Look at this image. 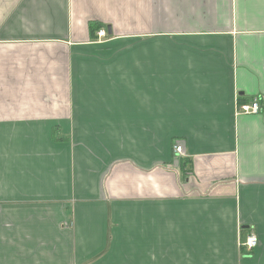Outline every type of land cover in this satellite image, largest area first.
<instances>
[{
  "label": "crops",
  "instance_id": "crops-1",
  "mask_svg": "<svg viewBox=\"0 0 264 264\" xmlns=\"http://www.w3.org/2000/svg\"><path fill=\"white\" fill-rule=\"evenodd\" d=\"M0 264H264V0H0Z\"/></svg>",
  "mask_w": 264,
  "mask_h": 264
},
{
  "label": "built area",
  "instance_id": "built-area-1",
  "mask_svg": "<svg viewBox=\"0 0 264 264\" xmlns=\"http://www.w3.org/2000/svg\"><path fill=\"white\" fill-rule=\"evenodd\" d=\"M103 31H98V35H101ZM260 110V104L257 99L252 100L249 103H238L236 104V113H257ZM182 144L177 142L174 145V152L181 153ZM257 243V237L254 234H249L246 236L245 240L241 242V246L244 247L245 251H250L253 247H255Z\"/></svg>",
  "mask_w": 264,
  "mask_h": 264
},
{
  "label": "water",
  "instance_id": "water-1",
  "mask_svg": "<svg viewBox=\"0 0 264 264\" xmlns=\"http://www.w3.org/2000/svg\"><path fill=\"white\" fill-rule=\"evenodd\" d=\"M107 32L110 33V27L109 26L107 27Z\"/></svg>",
  "mask_w": 264,
  "mask_h": 264
},
{
  "label": "trees",
  "instance_id": "trees-1",
  "mask_svg": "<svg viewBox=\"0 0 264 264\" xmlns=\"http://www.w3.org/2000/svg\"><path fill=\"white\" fill-rule=\"evenodd\" d=\"M96 25H97V24H96ZM96 25H95V26H96ZM95 26H94V27H95ZM98 26H99V25H97V27H98ZM91 27H92V26H91ZM94 27H93V28H94Z\"/></svg>",
  "mask_w": 264,
  "mask_h": 264
}]
</instances>
